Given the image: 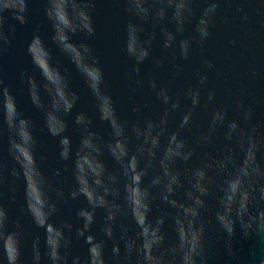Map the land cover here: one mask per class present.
I'll use <instances>...</instances> for the list:
<instances>
[{"label":"clouds","instance_id":"1","mask_svg":"<svg viewBox=\"0 0 264 264\" xmlns=\"http://www.w3.org/2000/svg\"><path fill=\"white\" fill-rule=\"evenodd\" d=\"M32 2L0 0V60L18 26L30 23ZM96 2L42 0L49 32L33 30L27 46L32 71L19 74L43 118L39 130L57 140L63 171L71 173L67 191L60 169L51 175L44 170L38 125L0 75V264H220L221 256L222 264H264V114L257 116L255 105L243 99L234 107L215 106L214 89L202 96L207 75H200V86L175 94L153 76L148 83L163 110L156 118H123L90 43ZM233 2L122 0L128 16L124 51L134 62L131 92L144 88L141 66L150 58L157 68L171 64L179 75L182 65L175 61H190L193 43L205 46L221 4ZM236 11L249 21L243 7ZM257 12L264 16V5ZM157 42L164 53L153 57ZM57 53L82 78L99 125L96 116L77 111L81 96ZM201 63L208 70L215 66L208 59ZM198 110H210L206 128L194 120ZM177 113L179 123L170 130ZM105 125L107 135L98 130ZM193 126L194 138L185 134ZM81 198L87 206L75 208L76 223L61 219ZM6 199L19 202L15 216ZM98 212L100 238L93 230ZM76 245L81 254H73Z\"/></svg>","mask_w":264,"mask_h":264},{"label":"water","instance_id":"2","mask_svg":"<svg viewBox=\"0 0 264 264\" xmlns=\"http://www.w3.org/2000/svg\"><path fill=\"white\" fill-rule=\"evenodd\" d=\"M264 5V0H234L231 4L222 3L212 28V35L203 48L193 43L191 60H177L175 63L182 65V71L176 75L175 68L166 63L164 67L157 68L150 58L141 66V78L144 80V88L133 94L128 86L129 73L132 71L134 62L130 60L124 51L125 27L128 16L124 12L122 0H97L96 9L93 14L95 37L90 41L100 64L104 69L108 90L113 98L116 108L123 118L135 121L138 118H156L163 110V105L156 98L149 86V78L156 77L160 86L167 85L171 92L186 89L188 86H200V75H207L208 81L201 86L202 96L206 99L209 89L216 92L215 106L225 103H235L243 99L245 103L254 104L257 116L264 114V16L258 14L257 9ZM243 7L250 16L249 21L244 22L241 14L236 8ZM30 23L26 26H18L16 38L10 51L0 60V75L17 95L20 105L38 125L37 135L41 142L40 152L47 157L43 167L46 172L53 174L56 169L62 172V178L67 181L66 191L72 184L70 172H64V162L59 159L57 140L49 136L42 128V116L34 110L31 105L25 86L19 80V74L24 70L32 71L31 59L27 54V46L32 38L33 30L40 26L41 34L47 35L49 29L44 22L42 0H33L30 4ZM227 18V23L224 18ZM10 23H16L10 21ZM170 28L174 26L169 25ZM186 33L185 35H191ZM236 40V45L231 43ZM164 53L160 43L154 44L153 57H159ZM171 59V53H167ZM57 61L69 69L72 87L81 96V103L77 111H85L96 116L97 125L100 124L98 114L95 113L94 101L89 94L82 78L76 73L72 65L58 53ZM202 59L211 60L214 68L208 70ZM184 105H182V108ZM211 108V106H210ZM135 109V110H134ZM233 113L230 111V116ZM175 123L170 126L174 130L180 120V115L174 114ZM210 119V110H198L194 120L204 128ZM107 135V126L98 129ZM197 128L193 126L192 131L185 134L194 138ZM74 145L78 142V133L69 119V131ZM9 169L14 162L4 151ZM196 158H194L195 160ZM5 203L10 205V215L15 216L19 211V202L11 203L6 199ZM86 202L81 198L72 202V208H65L61 219H70L75 224V208L86 207ZM102 212L97 213V224L93 230L99 237V225L102 222ZM27 223V221H26ZM82 245L73 248V254H81ZM111 253V242H109L108 254ZM223 257H219L222 264Z\"/></svg>","mask_w":264,"mask_h":264}]
</instances>
